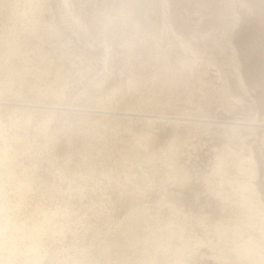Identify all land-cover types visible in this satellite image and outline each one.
I'll return each mask as SVG.
<instances>
[{
    "label": "rangeland",
    "instance_id": "1",
    "mask_svg": "<svg viewBox=\"0 0 264 264\" xmlns=\"http://www.w3.org/2000/svg\"><path fill=\"white\" fill-rule=\"evenodd\" d=\"M0 264H264V0H0Z\"/></svg>",
    "mask_w": 264,
    "mask_h": 264
},
{
    "label": "bare ground",
    "instance_id": "2",
    "mask_svg": "<svg viewBox=\"0 0 264 264\" xmlns=\"http://www.w3.org/2000/svg\"><path fill=\"white\" fill-rule=\"evenodd\" d=\"M37 251V250H36ZM259 256V255H258Z\"/></svg>",
    "mask_w": 264,
    "mask_h": 264
}]
</instances>
